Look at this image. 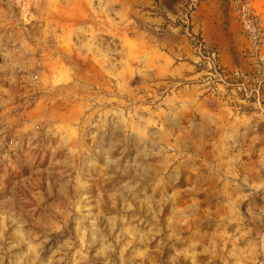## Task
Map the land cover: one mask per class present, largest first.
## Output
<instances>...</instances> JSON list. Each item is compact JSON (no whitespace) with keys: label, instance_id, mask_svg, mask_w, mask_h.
Listing matches in <instances>:
<instances>
[{"label":"rangeland","instance_id":"1","mask_svg":"<svg viewBox=\"0 0 264 264\" xmlns=\"http://www.w3.org/2000/svg\"><path fill=\"white\" fill-rule=\"evenodd\" d=\"M0 264H264V0H0Z\"/></svg>","mask_w":264,"mask_h":264}]
</instances>
